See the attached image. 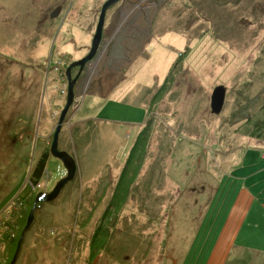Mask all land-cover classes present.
I'll return each mask as SVG.
<instances>
[{"label":"rangeland","instance_id":"1","mask_svg":"<svg viewBox=\"0 0 264 264\" xmlns=\"http://www.w3.org/2000/svg\"><path fill=\"white\" fill-rule=\"evenodd\" d=\"M107 1L0 0V264H264V0L111 5L36 203Z\"/></svg>","mask_w":264,"mask_h":264},{"label":"water","instance_id":"2","mask_svg":"<svg viewBox=\"0 0 264 264\" xmlns=\"http://www.w3.org/2000/svg\"><path fill=\"white\" fill-rule=\"evenodd\" d=\"M118 1H121V0H108L103 5L101 13H100L99 21H98L96 33L94 35V38L92 41V47L90 49L89 54L86 57H84L83 59H81L80 61L73 63L67 71V77L69 80L67 104H66L64 110L62 111L58 127L55 131V134H54L53 143L51 145L52 155L55 158L60 159L63 162L64 167L67 170V175L57 183L55 188L49 194L43 193L42 195L37 197L36 203H37V201L43 200V199H46L48 201H54L60 195L62 189L67 185V183L76 177V173L78 170L77 160L75 159L74 156H72L68 152L59 149V133L61 131L62 123H63V121L67 115V112H68L69 108L71 107V105L73 104V100H74V96H75L74 88H75V84L79 78V75L81 74V71L83 70L84 65L88 61L93 59V57L99 51V47H100V44H101V41L103 38V29H104V25H105L107 10L109 9V7L111 5L115 4ZM59 10L60 9H58L57 12H59ZM52 17H55V16L52 15ZM76 66H80V72L76 78L72 79L71 78V69L73 67H76ZM226 92H227V88L224 85H219L214 89V91L212 93V97H211V109H212V112L214 114H219L222 111L224 103H225V99H226ZM35 208H36V204L34 205L33 209L31 210V212L29 214L27 225L21 234V237H20L18 244H17V249L15 252V255H14L10 264H16V262H17V259H18V256L20 254L21 247H22V244H23V241L25 238V234L29 230V228L31 227V225L34 221V210H35Z\"/></svg>","mask_w":264,"mask_h":264},{"label":"trees","instance_id":"3","mask_svg":"<svg viewBox=\"0 0 264 264\" xmlns=\"http://www.w3.org/2000/svg\"><path fill=\"white\" fill-rule=\"evenodd\" d=\"M252 13V15L253 16H255L256 17V19H258L259 17H258V15L256 14V11L254 10V13H253V11L251 12ZM144 132V131H143ZM143 132H141V135H140V138H142V136H143ZM139 138V139H140ZM140 141V140H139ZM137 148H138V145H137V147L135 146V149L137 150ZM134 149V150H135ZM133 150V151H134ZM134 153V152H133ZM50 155L47 153V152H45L42 156H41V158H40V160H39V162H38V164H37V166H36V168H35V170H34V172H33V174H32V182L34 183V184H36L41 178H42V176H43V174L45 173V170H46V164H47V161H48V159L50 158L49 157ZM131 161H132V157L130 158V160H129V165H130V163H131ZM127 167H128V165H127ZM5 230H4V232H2V235H4L5 237H1V239H2V241H4V242H8V243H10L9 245L11 246V250H13V247L16 245V242H17V239H11V234H12V232L14 231V229L13 228H8L9 227V223H6L5 225ZM9 232V233H8ZM0 239V240H1ZM14 245V246H13Z\"/></svg>","mask_w":264,"mask_h":264},{"label":"flooded vegetation","instance_id":"4","mask_svg":"<svg viewBox=\"0 0 264 264\" xmlns=\"http://www.w3.org/2000/svg\"><path fill=\"white\" fill-rule=\"evenodd\" d=\"M121 1H123V0H121Z\"/></svg>","mask_w":264,"mask_h":264}]
</instances>
